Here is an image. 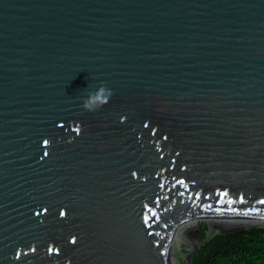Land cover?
<instances>
[{
    "label": "water",
    "instance_id": "95a60500",
    "mask_svg": "<svg viewBox=\"0 0 264 264\" xmlns=\"http://www.w3.org/2000/svg\"><path fill=\"white\" fill-rule=\"evenodd\" d=\"M260 201L264 0H0V264H192Z\"/></svg>",
    "mask_w": 264,
    "mask_h": 264
},
{
    "label": "trees",
    "instance_id": "16d2710c",
    "mask_svg": "<svg viewBox=\"0 0 264 264\" xmlns=\"http://www.w3.org/2000/svg\"><path fill=\"white\" fill-rule=\"evenodd\" d=\"M207 226H198L201 241L192 264H264V227H251L232 234L206 235ZM182 264V263H180Z\"/></svg>",
    "mask_w": 264,
    "mask_h": 264
},
{
    "label": "clouds",
    "instance_id": "9594fccd",
    "mask_svg": "<svg viewBox=\"0 0 264 264\" xmlns=\"http://www.w3.org/2000/svg\"><path fill=\"white\" fill-rule=\"evenodd\" d=\"M110 95V90L101 86L95 92L88 95L86 100L83 102L82 107L86 110H93L94 107H98L106 103Z\"/></svg>",
    "mask_w": 264,
    "mask_h": 264
},
{
    "label": "snow or ice",
    "instance_id": "6c2138e0",
    "mask_svg": "<svg viewBox=\"0 0 264 264\" xmlns=\"http://www.w3.org/2000/svg\"><path fill=\"white\" fill-rule=\"evenodd\" d=\"M260 203H264V201H260ZM62 215H63V213H62Z\"/></svg>",
    "mask_w": 264,
    "mask_h": 264
},
{
    "label": "flooded vegetation",
    "instance_id": "af4514ba",
    "mask_svg": "<svg viewBox=\"0 0 264 264\" xmlns=\"http://www.w3.org/2000/svg\"><path fill=\"white\" fill-rule=\"evenodd\" d=\"M184 264V263H183Z\"/></svg>",
    "mask_w": 264,
    "mask_h": 264
}]
</instances>
